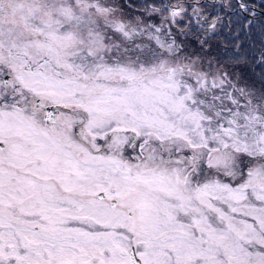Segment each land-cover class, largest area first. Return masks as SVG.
I'll return each mask as SVG.
<instances>
[{"label":"snow or ice","instance_id":"obj_1","mask_svg":"<svg viewBox=\"0 0 264 264\" xmlns=\"http://www.w3.org/2000/svg\"><path fill=\"white\" fill-rule=\"evenodd\" d=\"M235 7L0 0V264H264V23Z\"/></svg>","mask_w":264,"mask_h":264},{"label":"flooded vegetation","instance_id":"obj_2","mask_svg":"<svg viewBox=\"0 0 264 264\" xmlns=\"http://www.w3.org/2000/svg\"><path fill=\"white\" fill-rule=\"evenodd\" d=\"M243 2L248 6L249 11L248 12H244L243 10H241L238 7V0H232V3L236 6L234 9V12H232L231 14H235L237 11H242L244 14H249L250 17L251 13L254 11L255 12V18L257 19V16H259L260 14H263V10H264V0H243Z\"/></svg>","mask_w":264,"mask_h":264},{"label":"rangeland","instance_id":"obj_3","mask_svg":"<svg viewBox=\"0 0 264 264\" xmlns=\"http://www.w3.org/2000/svg\"><path fill=\"white\" fill-rule=\"evenodd\" d=\"M230 15H233V16L239 15L241 18H251L249 14L246 15L242 11H237L235 14L230 13ZM255 21L257 25L264 23V10H263V14H260L259 16H257V19H255Z\"/></svg>","mask_w":264,"mask_h":264}]
</instances>
